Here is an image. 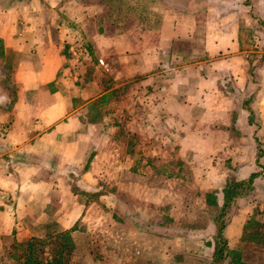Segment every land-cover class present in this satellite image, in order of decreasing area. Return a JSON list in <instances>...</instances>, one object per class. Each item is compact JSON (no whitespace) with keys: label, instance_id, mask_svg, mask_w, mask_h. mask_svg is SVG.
Listing matches in <instances>:
<instances>
[{"label":"crops","instance_id":"obj_1","mask_svg":"<svg viewBox=\"0 0 264 264\" xmlns=\"http://www.w3.org/2000/svg\"><path fill=\"white\" fill-rule=\"evenodd\" d=\"M166 1L151 48L121 55L119 83L103 90L97 81L77 86L83 74L68 58L79 18L86 15L89 25L101 7L92 0H0V57L18 88L9 109L0 108V264L14 261L7 242L65 231L75 246L71 264H160L168 242L161 249L157 234H143V215L126 214L123 197L169 205L145 178L177 160L204 161L203 188L227 185L224 159L236 181L246 180L259 170L257 142L264 167V0ZM68 4L72 20L64 18ZM101 38L113 42L102 34L87 41ZM132 81L159 100L109 102ZM213 173L219 181L207 179ZM232 226L225 229L229 246L241 233ZM141 235L150 238L149 257Z\"/></svg>","mask_w":264,"mask_h":264},{"label":"rangeland","instance_id":"obj_2","mask_svg":"<svg viewBox=\"0 0 264 264\" xmlns=\"http://www.w3.org/2000/svg\"><path fill=\"white\" fill-rule=\"evenodd\" d=\"M73 1L78 5H85L88 0ZM92 1L102 9L93 15L89 25H87L86 15L79 18L80 26L77 29L79 38L76 46L73 45L75 48L70 52L71 56L68 53L67 56L74 68L79 69L83 74H81L83 78L76 82L77 86L84 89L90 81H97L101 89L107 90L114 87L115 83H119L115 78L119 72L118 64L121 55L151 48V44L157 39L161 10L167 1ZM68 5L64 18L72 20L73 17L69 14L74 4ZM153 9L159 12H152ZM99 34L110 36L113 42L109 44L101 38L98 42L94 41L92 45L87 41L88 36L91 38ZM137 39H142L143 42L136 43ZM185 46L186 43L182 44L180 49H185ZM11 72V68L2 62L0 57V108L2 110L9 109L17 96L18 88L10 79ZM135 84L136 82L132 81L123 89L122 87L116 89L110 95L109 102L120 105L130 102L139 103L138 101L145 104L147 101L159 100L152 91L148 90V86L136 88ZM135 91L141 96L135 94ZM100 100L102 98L98 101ZM147 112L149 114V109L143 111L146 114ZM232 116H235L234 112ZM156 131L161 134L159 129H154V132ZM232 133L233 135L239 133L238 129L233 127ZM150 140L154 141L153 138L143 137V142ZM127 142L131 144V148L135 149L136 140L133 136L127 138ZM262 146V142H257L255 146L259 170L253 177L246 180L236 181L235 173L233 174V170H236L235 166L231 164V159H224L223 178L227 185L223 189L202 187L205 183L202 180L207 175L201 173L200 169H203L205 163L200 159L194 162L193 158L189 159L190 163L177 160L165 165L164 173L160 172L156 175L158 180L155 179L156 176L152 179L145 178L148 186L158 185L161 200L169 199V205L157 207L129 197H123V199L119 197L126 203L123 207L126 214L143 215V220L138 216L142 222L137 221L143 234H157L161 239V249H163V241L168 242L169 252L163 256L160 264H211L212 262L213 264H264V167L258 164L263 152ZM219 176V173H213L208 175L207 179L217 178L219 181ZM236 183H242V185L229 192L227 199L225 191ZM210 185H213V182ZM225 205H227L226 208H224ZM221 224L224 230L222 236L218 237V227ZM228 224H232L236 230L238 228L241 231L234 246H229L227 242L225 229ZM65 232L46 239H38L41 241L34 242L33 248L27 254L23 251L25 248L23 244L28 241L20 244L7 242L11 245L10 252L14 254V261L5 260V264H71L75 255V246L71 231ZM231 234H234V230ZM67 236L70 244L67 242ZM141 239L146 251L145 257L151 256L150 238L141 235ZM60 243L65 248L64 252L59 251ZM221 247L224 257L221 260L215 259L216 251ZM159 255L162 256L163 253ZM60 256L62 260H59ZM143 264L151 263L145 261Z\"/></svg>","mask_w":264,"mask_h":264},{"label":"trees","instance_id":"obj_3","mask_svg":"<svg viewBox=\"0 0 264 264\" xmlns=\"http://www.w3.org/2000/svg\"><path fill=\"white\" fill-rule=\"evenodd\" d=\"M254 174H252L250 177H253ZM239 185H242V183H236L233 187H230L228 188L226 191H225V195H226V198H227V195L229 192H231L233 189H236ZM228 199V198H227ZM227 205L224 206V208H226ZM224 230V226L221 224L219 227H218V237H221L222 236V232ZM66 233V232H65ZM59 238V237H58ZM41 240H38V239H31L29 240L28 242H26L25 244H23V246H25L24 248V253H28L30 249L33 248V243H38L40 242ZM67 242L70 244V239H68V236H67ZM61 244V243H60ZM59 244V251L60 252H64V247H63V244L60 245ZM66 244V243H65ZM224 257V251H223V248H219L217 251H216V256H215V259H218V260H221L222 258ZM63 258H61V256L59 257V260H62ZM38 264V263H37ZM213 264V262L211 263Z\"/></svg>","mask_w":264,"mask_h":264},{"label":"built area","instance_id":"obj_4","mask_svg":"<svg viewBox=\"0 0 264 264\" xmlns=\"http://www.w3.org/2000/svg\"><path fill=\"white\" fill-rule=\"evenodd\" d=\"M101 64L103 65V63L101 62ZM104 67H106L105 65H103Z\"/></svg>","mask_w":264,"mask_h":264}]
</instances>
